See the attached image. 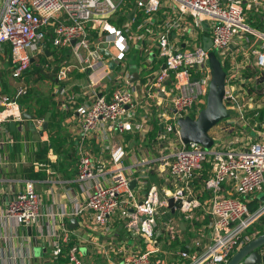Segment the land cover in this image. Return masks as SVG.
Instances as JSON below:
<instances>
[{"label": "built area", "instance_id": "2783aa9c", "mask_svg": "<svg viewBox=\"0 0 264 264\" xmlns=\"http://www.w3.org/2000/svg\"><path fill=\"white\" fill-rule=\"evenodd\" d=\"M129 1L0 0V150L16 142L8 123L22 131L26 121L19 103L25 73L33 63L44 73L55 67L52 95L76 114L68 123L80 187L63 191L70 209L45 210L33 180L16 190L0 180L7 194L0 204V264H87L84 245L100 259L96 264H225L260 233L258 225L263 230L264 199L254 192L264 188V116L257 118L264 108V0H132L140 21L134 16L117 25ZM202 21L225 71L223 103L230 111L208 130L209 148L183 143L177 124L205 104L210 69ZM48 41L56 52L68 49L76 63L53 61L43 47ZM144 47L156 61L140 64L132 80L128 52ZM73 67L88 77L77 91L64 84ZM30 120L47 143L45 119ZM154 127L157 156L127 163L123 134L143 139ZM206 163L209 174L197 188ZM69 217L95 239L87 243L71 230ZM36 243L48 247L37 261Z\"/></svg>", "mask_w": 264, "mask_h": 264}, {"label": "crops", "instance_id": "0c3cea01", "mask_svg": "<svg viewBox=\"0 0 264 264\" xmlns=\"http://www.w3.org/2000/svg\"><path fill=\"white\" fill-rule=\"evenodd\" d=\"M129 2L133 4L132 0H130ZM133 7L134 6L132 5L129 8L127 7L128 9H123L126 11V19L128 20H131L134 16L139 17L136 9L134 10L131 18L128 17V14ZM161 12L162 9L158 12V15H161ZM46 47L48 51L50 49L49 53L46 54L47 56L51 54V58L53 59H64L72 63H76V58L71 55L68 49L62 48L61 50L56 52L52 49L49 41ZM145 48L147 47H144V49L141 51H138L135 48H130L128 52L129 59L134 58L135 63L137 61V69L140 64L147 65V61H149L150 63L152 61H156L155 59H152L151 53H148ZM152 51L155 52L156 48L152 47ZM3 54L8 55L7 51H5L4 49ZM5 65L7 66V64ZM55 70L56 68L54 67L52 68V71H50L51 73H54ZM135 70L132 69L131 72H134ZM137 75L132 80H135L137 78ZM52 79H45L48 83L50 81V90ZM87 82V74L79 71L76 67H73L71 72L69 73V78L66 82H64V84L69 87V89L77 91ZM3 83L5 90L11 92L12 87L10 88L6 85L5 82ZM48 93L44 94V96L51 97V99L55 102L58 111L55 121L57 123V128L59 129V138L64 141L59 153H55L51 147L46 119L48 115H45V117H43L46 123L44 126L46 133L43 135V137L47 138V143L43 142V140L41 139V134L34 129L33 122L31 120H26L24 122L22 131L18 128L17 125H15L14 130H10L8 126L9 133L12 137H14V139H16V142L12 146H8L0 150V180L8 181L11 184V190L21 188L25 180H33L36 190L39 192L41 197L42 209L58 210L66 208L68 210L70 209L69 204H66V206L63 207V204L66 202L63 197L64 189L69 188L73 192H78V190L80 189L79 183L76 181V164L78 159L75 148L76 136L72 133V130L70 129L68 123L71 122V119L76 118V114L74 111H68L67 109L60 108L58 106L59 101L54 98V96L52 95V91ZM35 116L38 117L37 115ZM155 133L156 127H154L143 139L140 138L136 133L130 132L123 134L122 141L125 143V146H127L128 150V155L126 157L127 163H132L137 160L139 161L144 157L150 158L157 156L153 142ZM20 139H26L27 142L21 143L19 141ZM42 148L44 149L43 151ZM91 148L95 155H99L100 147L95 142V140L91 142ZM38 163L46 164L45 167L48 169V171L44 167L38 168ZM31 172L35 173L36 175L29 176ZM150 180L159 183H161L162 181L157 180L152 175H150ZM196 186L198 188L200 185L196 184ZM6 197L7 194H4V192L0 193V204H2L6 200ZM170 211L171 215L177 216L176 212H173V210ZM208 217L209 216L207 215L206 219H208ZM73 218L74 217L68 218L70 229L74 230V232L82 234V236H84L83 238L87 239V243L89 242L88 239L90 241H93L95 237L91 234H86V232L83 233V228H81L79 220L75 219L76 222H73ZM114 224L116 226L119 225V221H116ZM182 228L184 229L183 226ZM18 230L21 231L20 229ZM36 247L40 248L41 254L35 253ZM81 248L85 249L84 254L81 255L87 264H96V262H99L100 259L96 257V254L91 253V245H84V247H80V249ZM47 253L48 247L46 245H43L41 243H36L33 245V256L35 261H37L41 257L46 256Z\"/></svg>", "mask_w": 264, "mask_h": 264}, {"label": "water", "instance_id": "95a60500", "mask_svg": "<svg viewBox=\"0 0 264 264\" xmlns=\"http://www.w3.org/2000/svg\"><path fill=\"white\" fill-rule=\"evenodd\" d=\"M136 7L134 6L128 17L131 18ZM204 28V35L202 36V47L208 50V63L210 69V81L206 94L205 104L199 110L195 118L190 116L179 117L177 124L179 126V135L183 143L196 142L205 148H209L213 140L208 134V130L220 120L229 116L230 111L223 103L224 95V78L225 71L222 68L216 54L210 49L211 40L208 36V26L205 21H202ZM46 43L43 44L45 53L49 51L46 49ZM112 67V64H110ZM136 72H132L131 78L136 77ZM23 117L26 120L33 119L34 114L24 111ZM10 130H14L15 123L10 121L8 123ZM134 185V181L130 182V186ZM172 199H168V205L172 206ZM75 221V218L72 219ZM76 222V221H75ZM225 264H264V218L263 230L248 242L243 244L237 251H235Z\"/></svg>", "mask_w": 264, "mask_h": 264}, {"label": "trees", "instance_id": "16d2710c", "mask_svg": "<svg viewBox=\"0 0 264 264\" xmlns=\"http://www.w3.org/2000/svg\"><path fill=\"white\" fill-rule=\"evenodd\" d=\"M132 5L133 4L131 2H128L121 9L122 10L128 9ZM125 19H126V11L123 16H120V21L117 22V25H119V23H122ZM139 21H140L139 17H135L134 23L136 24ZM250 22L254 25L259 24L258 21L250 20ZM3 49L7 51V53L9 54V46L6 43L3 44ZM54 61L57 62V59H54ZM25 75L26 77H28L27 79L28 88L26 94L19 99L20 107L22 110L33 113L34 115L40 117H45V115H48L46 119H47V129H48V135H49L51 147L55 153H59L64 141L59 138V129L57 128V123L55 121L58 112L57 107L55 105V102L51 99V97L42 95L35 87V82L39 78L52 79L54 77V73H51V71L48 73L47 72L44 73L42 72V68L39 64L33 63L28 69V71L25 73ZM31 101H33L35 105H33ZM263 116H264V108H261L258 111L257 118L262 119ZM249 119L250 121L254 120L252 115H250ZM43 150L44 149L42 148V151ZM208 174H209V164L206 163L203 169L200 171L199 177L196 178L195 183L197 185H200L203 179L208 176ZM35 175L36 174L33 172L29 174V176H35ZM239 197L241 198V196ZM255 205H256L255 201H251L249 203V207L251 209H253ZM204 221H207V219L205 218ZM257 230L259 232H262V225H258Z\"/></svg>", "mask_w": 264, "mask_h": 264}, {"label": "rangeland", "instance_id": "374dc122", "mask_svg": "<svg viewBox=\"0 0 264 264\" xmlns=\"http://www.w3.org/2000/svg\"><path fill=\"white\" fill-rule=\"evenodd\" d=\"M115 17L116 18H118L119 16H118V14H116L115 15ZM118 21H120V18H118V20L116 21V22H118ZM136 63H137V61H136ZM135 63V59L134 58H131V59H129V57L127 58V64H128V68L129 69H133V70H135V69H137V64ZM52 71V70H51ZM48 73V72H47ZM32 78V77H31ZM35 87H36V89L42 94V95H44V94H47L48 92H50L51 90H50V81H49V83L45 80V79H42V78H39L36 82H35ZM49 94V93H48ZM31 103L33 104V105H35L34 104V102L33 101H31ZM254 132L253 131H250V134L252 135ZM255 195H256V197L258 198V199H260V200H262V199H264V188H262V187H259V188H257L256 190H255ZM80 252H81V254H84V252H85V249L84 248H81L80 249ZM35 253L36 254H41V250H40V248L39 247H36L35 248Z\"/></svg>", "mask_w": 264, "mask_h": 264}]
</instances>
